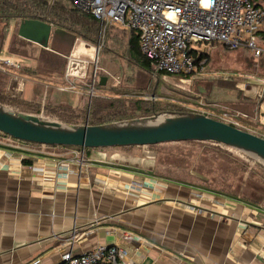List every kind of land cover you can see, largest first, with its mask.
<instances>
[{
    "label": "crops",
    "instance_id": "crops-1",
    "mask_svg": "<svg viewBox=\"0 0 264 264\" xmlns=\"http://www.w3.org/2000/svg\"><path fill=\"white\" fill-rule=\"evenodd\" d=\"M57 27L40 48L31 41L38 25L0 19V58L13 63L0 69V95L90 124L86 84L96 44L63 27L53 34ZM115 148L124 147L86 148L80 162V147L0 133V264H54L100 243L125 249L126 264H264L262 206L156 174L143 149Z\"/></svg>",
    "mask_w": 264,
    "mask_h": 264
},
{
    "label": "rangeland",
    "instance_id": "rangeland-1",
    "mask_svg": "<svg viewBox=\"0 0 264 264\" xmlns=\"http://www.w3.org/2000/svg\"><path fill=\"white\" fill-rule=\"evenodd\" d=\"M121 29L118 26H111L105 34L100 32L99 40L95 45L100 46L96 58L97 73L99 78L105 77L106 81L104 88H99L98 82L96 83L94 95L98 93L99 96L93 98L96 100L103 98L114 104H122V108L127 110L126 114L136 118L149 117L153 114L164 117L175 116L191 108L204 109L214 118L224 111L230 114L238 113L237 120L241 124L239 128L264 137V83L262 82L264 54L255 58L244 46L230 49L212 43L201 47L202 51L205 50L208 60L203 72L196 77L154 76L147 68L128 58L126 38H121L123 31ZM260 39V46L264 49V31L261 32ZM5 68L13 67L9 65ZM0 74L2 76L6 73L0 71ZM9 78L10 75H5L4 79L8 81ZM13 79L10 83H13ZM17 89L19 90L16 93L21 95V88ZM204 93L209 95L208 98L203 95ZM85 98L87 101V97ZM135 101H140L143 109L134 110L131 103ZM39 104L41 110L39 114L34 113L37 109L21 104L16 107L23 109L22 111L8 105L4 106L17 112L55 120L53 117H48L49 115L44 113V105ZM150 108H153L152 112L149 111ZM210 108L216 109L218 113L207 111ZM108 118L116 121L120 118V114L110 115ZM115 149L128 151L143 149L152 161L156 174L194 183L199 182L197 179H202L199 183L203 186L221 191L234 199L256 203L264 208V164L242 151L223 144L201 141ZM191 171L198 172L200 176L194 174L192 176Z\"/></svg>",
    "mask_w": 264,
    "mask_h": 264
},
{
    "label": "built area",
    "instance_id": "built-area-1",
    "mask_svg": "<svg viewBox=\"0 0 264 264\" xmlns=\"http://www.w3.org/2000/svg\"><path fill=\"white\" fill-rule=\"evenodd\" d=\"M67 1L78 11L97 19L101 34L111 26L134 30L139 50L150 60L155 72L196 77L203 72L206 63V58L198 59L201 47L213 42L230 49L244 46L255 58L264 53L258 38L264 28V0ZM99 48L98 45L92 55L90 79L86 84L90 98L96 93L95 86L99 82L96 60ZM12 64L9 58H0V69ZM70 87L76 86L71 84ZM190 110L208 115L201 108ZM237 117L235 113L224 111L215 119L239 127ZM84 149L79 151L80 162H83ZM126 256L125 249L100 243L79 255L66 251L54 264H126ZM29 264L45 263L36 258Z\"/></svg>",
    "mask_w": 264,
    "mask_h": 264
},
{
    "label": "water",
    "instance_id": "water-1",
    "mask_svg": "<svg viewBox=\"0 0 264 264\" xmlns=\"http://www.w3.org/2000/svg\"><path fill=\"white\" fill-rule=\"evenodd\" d=\"M28 21L39 27L31 41L40 48H47L51 24ZM66 32L57 27L53 34ZM105 81L106 78L101 77L99 84L105 85ZM0 133L25 142L80 148L151 146L181 141L213 142L240 150L264 164V137L192 111L175 116L153 114L133 120L80 125L17 112L0 103Z\"/></svg>",
    "mask_w": 264,
    "mask_h": 264
},
{
    "label": "trees",
    "instance_id": "trees-1",
    "mask_svg": "<svg viewBox=\"0 0 264 264\" xmlns=\"http://www.w3.org/2000/svg\"><path fill=\"white\" fill-rule=\"evenodd\" d=\"M9 18H18L20 20H38L49 24H55L60 28L63 27L67 31L72 32V34L75 35V37L81 38L82 40H85L92 44H96L100 36L99 21L91 15L84 14L78 11L71 3H69L66 0H0V19H9ZM106 32L107 30H105L104 34ZM122 37L126 38V43H125L126 52L129 59H132L136 64L140 65L141 67L147 68V70L151 72V74H153L154 76L156 75L172 76L170 74H165L161 72L159 73L152 70L150 65V60L144 55H142V53L139 50L138 35L134 30L124 29L122 31L121 38ZM213 43H217V42H213ZM201 58H206V61L208 60V56L205 50L200 52L198 59ZM98 85L99 88L105 87V85H100V84ZM93 97H96V95H93L90 98L91 106L89 111L90 114L89 123L91 125L114 122L115 120L111 121L109 120L108 117L110 115H115V114H120V118L116 121H122L127 119L130 120L136 118V116L127 115L126 114L127 110L122 108L123 107L122 104H114L111 101L103 100V98L101 99L97 98L99 100L98 101L96 100V98ZM0 103L3 105H8L18 111L23 110L19 107H16L18 104L24 105L25 107L28 108L31 107L37 109L33 103H27V104L21 103L19 102V100L15 98H11L9 96L0 95ZM115 106H117V108H114ZM131 106H133L134 110L143 109L140 101H135L134 103H131ZM149 111L152 112L153 108H150ZM189 111L191 110H188L187 112ZM34 113L39 114V110L37 109ZM53 118L55 119V121H59L61 123H67V124H76L78 122V116L76 117L73 112H66L65 114H59V115H56V112H53ZM27 143L34 144L31 142H27ZM215 144H219V143H215ZM124 148H128V147H124ZM193 174L200 176L198 175L199 174L198 172H192L191 175L194 176ZM170 179L174 181L192 184L191 182L188 181L177 180L174 178H170ZM198 180L202 181V179H198ZM201 187L211 192L226 195L225 193L218 191L216 189L203 186V184L201 185Z\"/></svg>",
    "mask_w": 264,
    "mask_h": 264
},
{
    "label": "bare ground",
    "instance_id": "bare-ground-1",
    "mask_svg": "<svg viewBox=\"0 0 264 264\" xmlns=\"http://www.w3.org/2000/svg\"><path fill=\"white\" fill-rule=\"evenodd\" d=\"M159 119H161V118H159Z\"/></svg>",
    "mask_w": 264,
    "mask_h": 264
}]
</instances>
